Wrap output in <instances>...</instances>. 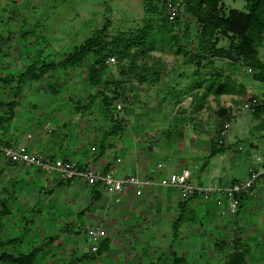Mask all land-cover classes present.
Returning <instances> with one entry per match:
<instances>
[{
  "label": "rangeland",
  "instance_id": "obj_1",
  "mask_svg": "<svg viewBox=\"0 0 264 264\" xmlns=\"http://www.w3.org/2000/svg\"><path fill=\"white\" fill-rule=\"evenodd\" d=\"M163 1L0 0V41L6 39L3 40L6 41L4 45L0 43V101L10 102L17 96L19 98L13 124L7 131L5 126L1 130L15 134L19 142H23L24 135L30 140L29 134L37 138L42 132H45L43 140H46L48 136L52 137L49 133L53 130L60 132L63 139L70 135L77 147L80 146L78 131L89 129L90 124L98 128V133L107 132L109 135L116 128L124 126L140 130L141 135L136 138L140 147L146 145L143 142L145 134L152 135L149 141V166L158 169L159 163L163 162L166 165L161 169L166 173L164 178H169L181 165L192 173L191 182L194 185L224 189L235 182L249 181L251 167L264 168V83L257 80L254 69L248 72L250 66L246 63L218 59L215 64L219 71L217 73L222 74L224 81L234 83L235 87H244L245 93L224 95L218 100L210 95L201 111L189 105L184 93L188 78L182 72L193 69L195 64H187L188 58L184 54L193 44L199 43V27L195 19L187 14L186 0H175L181 11L180 22L172 25V33L181 39L179 44H182V50L171 42L156 38L152 39L149 47L152 57L148 60L149 65L158 69L160 66L156 60L159 58L166 68L161 82L153 83L150 77L148 82L142 84L135 76H122L117 61L106 63L108 69L103 79L109 83L110 88L106 90L108 96L112 98L115 95L113 90L118 87V82L123 83V87L117 91L124 89L118 91L111 115L104 113L103 103L97 95L105 88L87 80L88 63L78 69L55 70L51 73L54 79H46L43 84L27 82L19 92L16 84L9 87L3 83V77L21 74L26 66L37 59L60 63L75 47L103 28H107V33L103 35L107 42L117 36H137L145 28L149 29L151 35V30L163 21L165 13L154 12L158 5L162 6ZM221 3L226 14L232 9L249 11L247 0H221ZM29 30L32 31L31 35H22ZM218 43L219 47L226 49L235 44L232 38L219 34ZM257 49L258 58L263 60L264 41ZM40 50L45 51L40 54ZM113 50L110 48L109 53ZM111 58L115 56L112 54ZM51 82H58L56 96L46 91ZM121 92L124 95H120ZM94 97L97 99L94 107L85 111L83 107ZM59 101L65 104L57 116L55 108ZM246 103H251L250 109L243 111L242 106ZM118 105L122 110H117ZM227 105H231L230 108ZM222 109L226 110L224 115ZM146 122H149V127L145 125ZM63 125L68 127L63 129ZM225 126L229 128V134L222 137ZM94 132L95 129L90 128L86 135ZM117 132L121 134V129ZM74 133L79 136L73 138ZM88 141H92V138ZM39 147L37 143L30 149L34 152ZM221 149L225 152H220ZM0 170V201H6L11 210L10 215L0 217V241L8 242L26 234L23 241L1 249L0 253L6 251L17 256L33 247L47 244L35 264H95L87 259L82 263L77 262V258H82L88 252L97 256L92 252L94 242H90L87 236L88 227L93 226L88 225L85 230L77 226L70 231L63 229L67 223L74 222L81 208L86 206L84 193L88 194L92 187L77 181L54 188L51 181L64 182L57 174H48L22 164L18 170L24 176L21 175L13 184L11 178L15 173L4 167L1 158ZM32 177H36L37 181ZM47 182L49 184L45 186ZM168 189H171L173 200L177 194L181 197L177 189L161 186L146 190L143 196L135 195L140 206L136 211L148 217L151 229L139 230V236L128 243L131 254L127 260L135 264H173L174 257H179L186 259V264H228L235 237L247 256L262 255L264 258V192L254 196L253 204L256 207L247 209V214L241 213L239 216L237 212L226 209L224 201L227 198L216 193L209 199L196 198L193 204L197 206L190 204L185 212L171 210L177 219L170 221L164 217L168 212L166 205H158L162 202L159 196L164 195L160 192ZM75 190L80 192L75 193ZM115 200L117 202V196ZM218 201L221 202L219 206H214ZM209 211L213 214L218 212V215L214 217ZM80 218L82 223L86 222L82 216ZM175 222L179 223L181 228L177 229L184 234L175 235ZM229 223L238 227L236 235L228 230ZM159 224L163 231L160 237L149 234L142 236L141 232L151 234L153 228H159ZM53 237L56 240L50 245L48 241ZM216 241H225L228 245L218 249ZM121 261L125 262L126 259L122 258ZM249 264L260 263L252 261Z\"/></svg>",
  "mask_w": 264,
  "mask_h": 264
},
{
  "label": "trees",
  "instance_id": "obj_2",
  "mask_svg": "<svg viewBox=\"0 0 264 264\" xmlns=\"http://www.w3.org/2000/svg\"><path fill=\"white\" fill-rule=\"evenodd\" d=\"M164 0L162 6H157L154 12H164L163 21L156 28H153L152 34H149V29L145 28L144 32L133 35L117 36L112 41L107 42L104 34L107 33V28L96 31L86 41L75 49L68 53V55L60 63L53 61H40L35 60L30 65L26 66V70L19 75H7L3 77V83L9 87L16 84L17 92H19L27 82L43 84L46 79H54L51 75L52 72L60 68L64 69H78L83 67L85 63H88L87 80L90 83H96L103 86L105 89L97 93L98 97L104 106V113L111 115L113 112V103L117 100L120 89L123 87V83L118 82V87L113 90L115 94L112 98L108 96L106 90H108L109 83L104 80L105 72L108 69L107 61L113 54L116 61L121 66L120 74L122 76L129 75L135 76L140 83H146L151 78L152 82H158L163 74V68H165L160 61L158 70L154 68V65H149L148 60L152 57L150 55L149 47L152 45L153 38L159 41L171 42L179 46L182 50V44L180 43V37L172 33L173 24L180 22V15L177 17L174 23H170L166 16V3ZM175 2V0H171ZM249 11L242 12L236 9L230 10L227 14L223 12V4L221 0H186L188 5L187 14L195 19L196 24L199 27V43L192 45L190 50L185 51V56L188 58L190 64H195L197 67L204 66L205 68L213 67L214 61L217 59L230 60L234 63L244 62L249 65V69H253L257 72L255 77L258 81L264 83V58L263 60L258 58V47L264 41V0H247ZM176 3V2H175ZM190 6V7H189ZM32 31H27L22 35H31ZM218 34L223 37L232 38L235 44H231L229 49L225 47H219ZM154 39V40H156ZM3 40H6L3 38ZM1 40L0 43L4 45L6 41ZM110 48L114 50L110 52ZM185 49L183 48V51ZM45 50H40V54ZM108 52V53H107ZM142 61V62H141ZM107 63V64H106ZM161 64V65H160ZM220 75V73H219ZM56 78V77H55ZM210 78H204L196 86L204 88L205 91L202 95H199V99L196 100L192 97V103L194 109L201 111L205 108L208 97L214 95L216 98L221 96L233 94V93H245V89L242 86L235 87L234 83L226 82L222 79V74L217 76L214 74ZM58 82H51L48 84L46 91L52 95H58ZM107 88V89H106ZM124 95V93H120ZM126 99V97H125ZM96 97L93 98L87 105L83 107L84 110L90 111L94 107ZM19 105V98L13 99L10 102L0 101V134H4L1 129L5 126L7 131L11 124H13L16 118V109ZM1 113H3L1 115ZM222 115L226 113L225 109H222ZM221 114V113H220ZM4 141V139H0ZM10 145V142H4ZM220 152H225L221 149ZM215 153H212L214 155ZM1 156V155H0ZM18 164V163H14ZM11 214V210L7 206L6 201H0V217L8 216ZM25 233V232H24ZM26 235V234H25ZM23 234L21 237H16L8 242L0 241V250L6 247L19 243L25 239ZM56 237L50 238L48 242L55 241ZM224 243L221 244V247ZM47 245V244H46ZM45 244L33 247L30 251L22 252L19 255H12L6 251L0 253V262L3 264H35L40 254L44 251ZM239 242L233 249L232 253L228 257V264H245L246 262V250L241 246ZM226 247V246H225ZM108 244L101 242L100 249L97 256H102L108 251ZM186 259L174 257L173 264H184Z\"/></svg>",
  "mask_w": 264,
  "mask_h": 264
},
{
  "label": "crops",
  "instance_id": "obj_3",
  "mask_svg": "<svg viewBox=\"0 0 264 264\" xmlns=\"http://www.w3.org/2000/svg\"><path fill=\"white\" fill-rule=\"evenodd\" d=\"M156 60V58H155ZM218 60V59H217ZM156 61H160L161 59H157ZM189 64V61H187ZM164 64V62H163ZM216 60L214 61L213 67L203 69L204 66L195 67L193 69H188L182 72L183 75L187 76L188 80L186 83V87L184 89L185 97H187L186 101L190 102V106H193L195 104L192 103V97L196 100L199 99V95H202L205 91L204 88H199V86H196L197 83L204 80V78H207L208 80L213 79L210 78L215 73L219 72L218 69L216 70L215 67ZM158 70V69H157ZM166 68H163L162 73H165ZM221 74V73H220ZM217 76H220L219 73L216 74ZM222 79H224L222 77ZM161 82V79H159L158 83ZM216 99V98H215ZM219 98H217L218 100ZM65 103L62 101H59L57 103L56 115L58 116L62 110V106ZM231 105H227L228 108H230ZM19 107V105H18ZM118 110V108H117ZM122 110V109H121ZM86 111V110H85ZM149 121V120H148ZM60 123V122H59ZM62 124V123H61ZM63 124H66L63 122ZM58 125V124H57ZM56 125V126H57ZM145 125H148L149 122H146ZM47 127V126H45ZM44 127V128H45ZM67 128L68 126L63 125V129ZM89 127L92 129H95L94 133L87 134V131L89 129H83L82 131L79 130L77 133H74L72 137H78L79 136V144L80 146L75 147L73 144V141L71 140V136L68 135V137H60V132L57 131H51L49 134H52V137L48 136V139L45 138V132L39 134L37 138L34 137L33 134H29L30 140L28 138H25L23 142L17 141L15 138V134L6 132L5 135L3 134L0 136V139H4L6 142H10V145L7 146H19V145H27L28 148L32 149L34 144H39L40 147L37 149L38 152L41 154L47 156V157H54V158H60L63 160H66L68 162H74L77 163L80 167H89V168H96L101 170H110L114 169L116 172V176L118 178H125L129 175L136 174L140 177H152L154 179H160L164 178L166 173L163 171H158V169H153L149 166L148 157L151 152L149 141L152 137L151 134H145L143 142H146V145L144 147H140L137 143L136 138L141 135L140 130H132L128 128L118 127L115 129V131L112 132V135H109L107 132H97L98 128L94 126V124H90ZM59 128V127H58ZM121 129V134H118L117 130ZM5 132L4 130H2ZM66 131V130H65ZM63 131V132H65ZM81 131V132H80ZM144 133V132H143ZM47 134V132H46ZM86 135V136H85ZM117 135H120V137H117ZM28 137V136H27ZM90 138H92V141H88ZM63 139V140H62ZM114 139H118L115 142H113ZM5 141H0L2 145L6 146ZM115 143V144H113ZM113 147V148H112ZM30 149V150H31ZM92 149L94 150L92 152ZM122 152V153H121ZM154 150L152 149V153ZM1 160L4 161V167H8L10 171H14V176L11 178L13 181V184H16L17 179H19L22 175L21 171L18 170V167L20 164H14L11 162H8L5 160L2 156H0ZM163 163V162H162ZM160 164V163H159ZM23 165V164H22ZM261 165V164H260ZM166 167V166H165ZM252 168V167H251ZM250 168V169H251ZM256 168V167H253ZM182 169H188L183 168L181 165H178L176 167L175 171H179ZM249 169V170H250ZM2 170V169H1ZM0 170V171H1ZM24 176V175H22ZM34 180L37 181L36 177H32ZM40 180V177H38ZM33 180V181H34ZM48 182L45 186H48ZM52 186L55 188H59L62 185H71L72 183H64V182H54L51 181ZM14 186V185H13ZM86 186V185H85ZM88 187V186H86ZM90 187V186H89ZM91 188V187H90ZM53 191V190H52ZM78 191V192H77ZM149 191V189H148ZM162 191V190H161ZM80 190H75V193H79ZM87 192V191H83ZM264 192V186L256 188L252 194H247L248 196L245 197L244 195L240 199V205L239 210L237 211V215H241V213L247 214L248 210L250 208L255 209V204H253L254 196H258L257 194H261ZM164 193L159 196L158 205H166L167 207V215L164 216L165 219H168L170 221L177 219L174 217L173 214H171V210L173 209H179L182 212H185L192 204L193 206H197V204H193V201L197 200L192 199L190 201H182L181 197L177 194L176 199L173 200V194L171 192V189H168L166 192H160ZM146 194V193H145ZM84 202L86 206L81 208L76 220L74 222L67 223L66 228L63 227L65 231H70L74 226L80 227L85 230V228L88 225H91L93 227L100 226L102 227L106 232V238L104 239L109 248L108 251L103 256H96V254H90L88 252L87 255H83L82 258H77V262L79 261L82 263L84 260H92L95 264H135V262L128 259V255L131 254V246H129V242L133 240L134 237L139 236V230H150L151 222L148 221V217L142 216L141 214L137 213L136 209H138L140 206L137 204V200H135V194L133 191H126L124 194L119 196V202L115 200V195H109L106 193V191L99 187H92V191H89L88 194L84 193ZM118 198V197H117ZM123 202V203H122ZM223 202V201H222ZM225 207L229 210V202L226 200ZM221 203V202H220ZM218 204H213L214 206H219ZM162 205L163 207H165ZM253 210V209H252ZM210 214H213V212L209 211ZM160 215V214H159ZM218 215V212H214L213 216ZM85 220V223L81 222V218ZM163 217V216H162ZM218 219V218H216ZM161 224H159V228H153L150 232H141L143 233V237H146L147 234L155 237H160L163 234V231L160 230ZM174 231L175 235L178 234L182 235L184 234L181 232V229H177L179 226V223H174ZM228 230L230 229L233 231L236 235L237 231L239 230L238 227L231 223L228 225ZM235 227V228H234ZM139 231V232H138ZM179 231V232H178ZM157 232V233H156ZM76 233V232H75ZM237 238L233 240V248L236 247V245L240 242L239 240H236ZM223 246H227L225 241H216L215 245L218 246V249H222L221 244ZM50 245L53 244L52 242L49 243ZM230 244V245H232ZM224 248V247H223ZM231 247V249L233 250ZM98 257V258H96ZM122 258H125L126 261H121ZM252 261L259 262L262 264L264 261V258L262 255H256V256H247L246 262L249 264ZM88 263V261H87ZM186 264V263H184Z\"/></svg>",
  "mask_w": 264,
  "mask_h": 264
},
{
  "label": "built area",
  "instance_id": "obj_4",
  "mask_svg": "<svg viewBox=\"0 0 264 264\" xmlns=\"http://www.w3.org/2000/svg\"><path fill=\"white\" fill-rule=\"evenodd\" d=\"M166 16L170 23H174L180 15V7L175 2L167 0ZM116 59L111 58L108 64L115 63ZM248 72H252L251 69ZM251 103L242 106L243 111L250 109ZM121 110V106H117ZM229 128L225 126L222 130V137H227ZM0 155L11 163L23 164L37 168L48 174L55 173L64 182L82 181L90 187H99L117 196L132 190L136 196H143L146 190L155 186L177 189L184 201L195 198L209 199L211 195L219 193L224 195L229 202V210L236 213L239 210L240 199L258 187L264 186V168H251L249 170L251 179L247 182H235L224 189H214L201 185H194L191 182L192 173L189 169H182L173 172L169 178L154 179L152 177H140L136 174L125 178H118L114 169L101 170L89 167H80L73 162L54 157H47L38 151H31L25 145L5 146L0 143ZM165 164L158 165V169H164ZM87 236L90 242H94L92 252L98 253L102 240L106 237L105 230L100 226L88 227Z\"/></svg>",
  "mask_w": 264,
  "mask_h": 264
}]
</instances>
